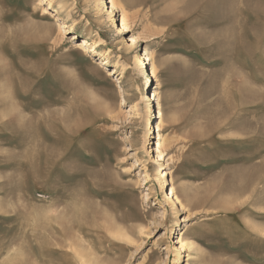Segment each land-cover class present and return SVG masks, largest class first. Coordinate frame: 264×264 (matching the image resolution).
I'll return each mask as SVG.
<instances>
[{
    "label": "rangeland",
    "instance_id": "obj_1",
    "mask_svg": "<svg viewBox=\"0 0 264 264\" xmlns=\"http://www.w3.org/2000/svg\"><path fill=\"white\" fill-rule=\"evenodd\" d=\"M0 264H264V0H0Z\"/></svg>",
    "mask_w": 264,
    "mask_h": 264
},
{
    "label": "bare ground",
    "instance_id": "obj_2",
    "mask_svg": "<svg viewBox=\"0 0 264 264\" xmlns=\"http://www.w3.org/2000/svg\"><path fill=\"white\" fill-rule=\"evenodd\" d=\"M210 1V0H209ZM212 1V0H211ZM216 1V0H215ZM231 1V0H230ZM226 2V1H225ZM228 2V1H227ZM105 3V2H104ZM206 3V2H205ZM106 4V3H105ZM197 4V3H196ZM230 3H228L229 5ZM198 5V4H197ZM225 5V3L223 4ZM234 6V3H233ZM190 8V7H189ZM194 8V7H193ZM234 8V7H233ZM190 10V9H189ZM188 11V9H187ZM190 12V11H188ZM254 13V12H252ZM263 14V13H262ZM255 16V15H254ZM171 20V19H170ZM257 38V37H256ZM82 40V41H81ZM77 41L76 44V48H84L86 45L92 44L90 43L87 35L85 34V36L82 37V39ZM136 38L134 37H130L129 39L125 40L124 42V48L122 50H120L119 52L116 53L115 55V62L113 63V67L114 66H119L122 63V59L124 57V55H128L131 52H133V50L136 48L137 46V42H136ZM124 61V60H123ZM246 97V96H245ZM234 100V99H233ZM237 103V102H236ZM241 106V105H240ZM163 156V151H161V149L158 148V155L157 157L161 158ZM163 175V181L161 183L160 186V190L161 192H163L166 196H167V203L168 205L164 207V209H162L161 213H160V218L162 220H168L171 211H173L175 209V191L173 188H170V181L168 180V178H166V176L168 175L169 172H167V170H163L162 171ZM253 177V176H252ZM257 178V177H256ZM255 178V179H256ZM253 182V180H251ZM255 182V180H254ZM247 183V182H246ZM166 203V204H167ZM172 251L177 250V245H173L171 246Z\"/></svg>",
    "mask_w": 264,
    "mask_h": 264
}]
</instances>
